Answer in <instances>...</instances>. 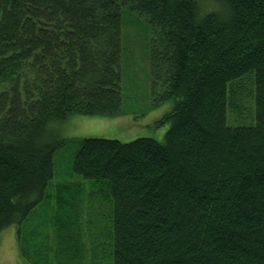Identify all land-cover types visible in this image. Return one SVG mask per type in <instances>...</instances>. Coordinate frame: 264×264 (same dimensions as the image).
Returning a JSON list of instances; mask_svg holds the SVG:
<instances>
[{
	"label": "trees",
	"instance_id": "16d2710c",
	"mask_svg": "<svg viewBox=\"0 0 264 264\" xmlns=\"http://www.w3.org/2000/svg\"><path fill=\"white\" fill-rule=\"evenodd\" d=\"M122 10L150 25L172 108L162 140L78 139L72 171L112 201L111 264H264V0H0V232L47 196L50 122L121 113ZM247 76L253 119L229 123Z\"/></svg>",
	"mask_w": 264,
	"mask_h": 264
},
{
	"label": "rangeland",
	"instance_id": "374dc122",
	"mask_svg": "<svg viewBox=\"0 0 264 264\" xmlns=\"http://www.w3.org/2000/svg\"><path fill=\"white\" fill-rule=\"evenodd\" d=\"M121 113L116 116L73 115L49 123L65 141L53 153V177L46 197L21 224L0 232V264H111L112 201L104 184L72 171V160L86 136L128 142L148 136L162 140L170 121L165 101L154 105L151 93V28L134 12L121 13ZM241 94L228 110L229 123L253 119L252 77L234 83ZM19 236L17 237V230Z\"/></svg>",
	"mask_w": 264,
	"mask_h": 264
}]
</instances>
